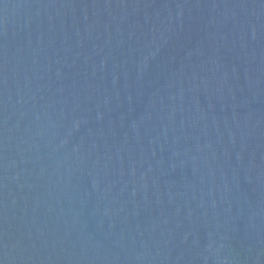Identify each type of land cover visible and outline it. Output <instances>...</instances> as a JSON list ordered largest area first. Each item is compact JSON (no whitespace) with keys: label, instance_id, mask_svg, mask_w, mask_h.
Listing matches in <instances>:
<instances>
[{"label":"water","instance_id":"1","mask_svg":"<svg viewBox=\"0 0 264 264\" xmlns=\"http://www.w3.org/2000/svg\"><path fill=\"white\" fill-rule=\"evenodd\" d=\"M0 264H264V0H0Z\"/></svg>","mask_w":264,"mask_h":264}]
</instances>
